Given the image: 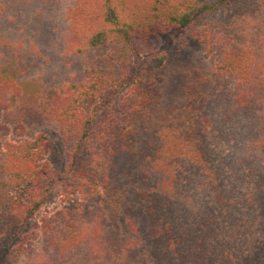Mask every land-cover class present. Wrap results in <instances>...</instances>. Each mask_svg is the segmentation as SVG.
Returning a JSON list of instances; mask_svg holds the SVG:
<instances>
[{
	"label": "trees",
	"instance_id": "trees-1",
	"mask_svg": "<svg viewBox=\"0 0 264 264\" xmlns=\"http://www.w3.org/2000/svg\"><path fill=\"white\" fill-rule=\"evenodd\" d=\"M83 1L0 0V46L16 36L14 46L20 45L36 63L44 55L55 59L45 61L49 63L78 58V73L67 80L70 95L61 105L60 98L52 100L58 105L49 112L64 132H73L74 143L60 181L70 207L58 215L74 237L57 233V244L66 250L83 244L92 254L101 250L103 232L76 233L82 230L76 215L86 213L83 209L92 202L108 203L103 200L105 190L112 191L118 170L127 163L140 164L150 175L164 163L160 186L148 187L144 196L152 195L153 203L143 206L130 199L139 205L127 210L141 221L130 219L124 225L139 234L122 240L117 253L121 259L114 264L130 258L131 264H264V0H93L94 14L82 11ZM174 29L204 46L215 64L216 80L231 81L225 90L226 97L231 95L229 109L220 125L234 126L247 115L239 123L240 133L234 131L236 151L223 159L224 179L220 165L210 168L205 163L217 157L212 144L216 137L206 134L200 142L196 125L180 126L178 120L160 127L164 137L157 140L142 135L155 120L145 113L148 104L158 114L160 108H154L164 100L166 81L157 74L167 55L158 46L162 35ZM10 61L1 66L6 78L13 77V69L20 70ZM1 92L7 95L8 87L1 85L0 104L6 101ZM38 146L8 144V151L2 149L0 182L4 175L20 185L21 178L5 166L33 155ZM84 154L89 156L86 162ZM33 156L38 160L36 153ZM196 166L204 170L198 172ZM194 182L199 185L193 187ZM38 184L34 176L28 195L29 190L35 194ZM159 188L162 193L157 195ZM1 190L0 186V264H19L26 251L22 242L12 243L41 203L34 200L30 209L23 199ZM118 192H110L113 207L119 204ZM131 195L137 199L141 194L133 189Z\"/></svg>",
	"mask_w": 264,
	"mask_h": 264
},
{
	"label": "rangeland",
	"instance_id": "rangeland-1",
	"mask_svg": "<svg viewBox=\"0 0 264 264\" xmlns=\"http://www.w3.org/2000/svg\"><path fill=\"white\" fill-rule=\"evenodd\" d=\"M67 5V3L64 4V6ZM82 7L84 13L91 11L94 14L93 0H84ZM93 21L95 22L94 19ZM14 37L16 36H12L11 40H5L8 43L6 46H0V88L1 85H6L9 89L7 95L1 92L6 95V101L2 102L6 106L2 107L0 104V151L2 149L8 151V144L18 146L38 143L37 150L32 152L33 155L37 154L38 160L33 155L19 157L17 162L14 159L12 165L5 166V171L8 170L20 177L21 179L18 181H21V184L16 187V180L1 175L3 181L0 182V186L2 187L1 192L23 199V203L30 209L35 204L34 200L41 203L40 209L19 232V238L12 243L13 245L22 242L26 251L19 264H114L119 262L121 258L117 253L120 251L122 240L125 237L135 238L139 234L136 230L131 233L125 228L124 221L135 219L139 223L141 219L128 212L127 209L133 210L139 204L149 206L153 203V200L150 199L152 195L147 198L144 196L148 193V187L160 186L163 180L160 177L166 166L163 163L164 169L155 168L150 175L146 172V168L140 167V164L127 163L118 170L115 182L111 183L112 191L114 189L119 191V204L113 207L111 200L113 194L110 193L112 191L105 190L106 195L103 200L108 202L107 204H100L99 201L92 202L85 210L83 209L86 213L76 215L74 219L79 220L78 223L81 224L80 229H82L76 233L80 232L81 236H84L88 230L103 232L101 239L103 242L105 240V244L101 250L92 254L83 244L80 248L73 247L68 250L63 245H58L55 239L57 233L64 237L67 235L71 238L74 237L71 236L70 230H65L63 221L58 216L64 208L70 207L63 200L62 194L65 191V186L60 181L67 171L74 143L73 132H64L60 122L49 117V112L58 105L53 104L52 100L56 101L57 98H60L61 101L58 103L61 105L70 95L68 94L67 80L72 74L78 73V58H61L57 63H49L45 61H51L54 58L44 55L41 62L36 63L35 60L22 52L20 45L14 46L16 45ZM158 49L161 54L167 55L165 66L157 74V77L164 78L166 81V90L162 104L160 101V106L154 108L157 110L159 107L160 113L153 112L152 106L148 104L145 113L147 116L154 117L155 120L154 125L142 130V135L146 140L149 138L157 140L160 136L164 137L163 131H160L163 129L160 127H170L178 120H180V126L182 123L196 125L197 140L200 142L206 134L216 137L212 144L217 157L213 158L214 161H210L208 158L205 163L210 168L220 165L222 167L221 177L224 179L223 159L233 154L234 150L236 151L238 138L234 135L240 133L241 125L239 123H243L247 118V115L242 116L234 126L224 124L225 126L222 127L220 125L221 121L223 122L224 111L227 112L229 109L231 95L226 97L225 90L228 85L230 86L231 81L228 79L225 81L216 80V67L212 57L206 55L205 48L200 42L183 30L174 29L162 35ZM8 60L14 61L16 66L20 67L19 72L14 69L11 72L14 73L13 77L16 75V80L12 76L6 78L7 76L2 73L1 66ZM12 61H10L11 64ZM51 91L55 94H49ZM181 129L179 127V134ZM135 133L137 136V131ZM228 140L231 141L228 142ZM88 159L89 156L84 154L83 162ZM3 161V157L0 156V163ZM187 165V163L181 164L188 172ZM196 170L201 172L204 168L196 166ZM34 176L38 177L40 185L38 184L35 194H31V190H29L30 194L28 195V185L33 181ZM185 180L186 177L183 178V181ZM51 181L53 186L49 185ZM198 185L197 182L193 183V187ZM133 189L141 194L137 199L131 195ZM158 190L157 195L162 193L160 188ZM210 195L213 197V194ZM131 197L135 201H139V204L132 203ZM202 199H205V195L202 196ZM100 209L101 212L95 215V210ZM92 223H95L96 227H92ZM99 226L101 228H98ZM170 236L174 240L177 239L172 232ZM90 237L87 235L88 239ZM176 244H178L177 241L174 245ZM139 248L141 249L140 254L144 255V250H146L144 243H141ZM110 253L115 254L112 259L107 258ZM125 262L124 264H131V258Z\"/></svg>",
	"mask_w": 264,
	"mask_h": 264
}]
</instances>
